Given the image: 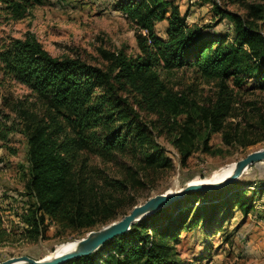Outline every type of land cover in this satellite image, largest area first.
Returning <instances> with one entry per match:
<instances>
[{"label":"rangeland","instance_id":"obj_1","mask_svg":"<svg viewBox=\"0 0 264 264\" xmlns=\"http://www.w3.org/2000/svg\"><path fill=\"white\" fill-rule=\"evenodd\" d=\"M120 1L124 0H29V8L20 14L11 13L6 3L0 1V53L15 39H34L51 56L75 58L108 70L111 62L106 53L121 51L129 57L139 53L134 27L117 7ZM168 1L177 6L187 25L195 26L202 35L213 36L223 45L234 43V24L216 13L214 5L221 11L239 15L264 36L261 20L253 15V7L263 0ZM165 26V20L155 23V33L163 37ZM2 65L0 62V116L7 115L9 122H17L19 109H23L28 117L49 126L47 131L55 141L75 136L76 128L65 118L63 106H54L45 97L31 92L5 73ZM159 78L172 96L185 102L180 113L170 117L165 111L150 109L134 88L126 84L113 92L120 99L115 107L116 123H120L119 115L126 112L134 134L133 147L115 153L109 160L84 148L77 153L75 166L82 156H87L85 174L93 176L97 183L105 175L122 179L124 185L120 189H104L105 202L99 203L91 228L57 225L46 219L36 237L34 232H26L22 219L35 201L24 187L29 177L26 138L21 132H13L0 141V229L4 230L0 237V261L48 256L58 245L74 243L84 233L120 218L148 197L175 191L186 182L212 179L246 153L264 148V87L258 86L254 74L243 76L238 86L231 78L226 81L235 103L222 130L209 134L205 124L194 118V111L214 102L218 81L198 78L191 68L162 71ZM188 113L193 121L190 125L193 145L182 163L174 139ZM154 151L166 159L160 166L143 161L144 155ZM237 181L255 184L245 182L243 195L240 190L226 199L192 198L182 203L183 222L175 238L169 240L175 264H264V162L249 167L233 183ZM240 200L248 207L246 214L236 204ZM176 212L174 206L164 207L156 214V223L164 226L167 217ZM197 214L202 220L191 222Z\"/></svg>","mask_w":264,"mask_h":264},{"label":"trees","instance_id":"obj_2","mask_svg":"<svg viewBox=\"0 0 264 264\" xmlns=\"http://www.w3.org/2000/svg\"><path fill=\"white\" fill-rule=\"evenodd\" d=\"M0 1L6 3L14 14H20L30 6L29 0ZM117 7L134 27L139 53L134 57L121 51L106 53L111 62L108 70L75 58L51 56L34 39H15L0 53L5 73L31 92L45 97L50 104L63 106L67 112L65 118L76 128L74 137L57 142L47 131L49 126L28 117L23 109H19L17 122H9L7 115L0 116V141H5L13 132H21L26 138L29 177L24 187L35 201L22 220L25 231L34 232L35 237L46 219L78 229L93 227L99 203L105 202L104 189L122 188V179L101 175V181L97 183L93 176H87V156H82L79 165L74 164L82 148L109 160L115 153L133 147L134 134L127 113L122 112L120 123H116L118 110L115 107L120 102L113 93L116 88L123 89L128 84L150 109L165 111L175 117L185 102L171 95L159 78L160 72L191 68L198 78L217 80L214 102L194 111V118L205 124L206 134H209L222 130L235 103L232 89L226 84L229 78L238 86L243 76L254 74L258 86L264 87V36L239 15L213 6L216 13L228 17L234 24V43L223 45L213 36L202 35L198 28L187 25L184 15L168 0H124L118 2ZM253 8L254 17L261 20L264 27V0ZM162 20L166 21L163 37L154 31L155 23ZM189 114L174 139L182 163L193 145L190 135L193 121ZM125 123L128 124L122 127ZM143 158L150 166H160L166 160L157 151ZM245 182L255 184L254 181H237L212 191L189 192L168 205L174 206L177 212L167 217L164 226L156 223V214L164 210L160 208L132 224L128 231L104 242L93 253L63 264H175L169 240L175 238L176 230L183 222L182 203L203 197L226 199L239 194L240 190L243 195ZM210 202L207 208L211 207ZM236 204L246 214L248 207L242 200ZM202 218L194 215L191 222ZM1 233H4L3 229H0V237Z\"/></svg>","mask_w":264,"mask_h":264},{"label":"water","instance_id":"obj_3","mask_svg":"<svg viewBox=\"0 0 264 264\" xmlns=\"http://www.w3.org/2000/svg\"><path fill=\"white\" fill-rule=\"evenodd\" d=\"M264 162V148H258L246 153L243 157L234 161L230 173L223 179L208 183H188L182 187L167 193L155 194L148 197L142 203L133 205L130 210L120 218L113 220L98 229L89 230L86 234L78 238L71 249L51 257H41L38 259L25 258L21 262L0 261V264H63L74 258L86 256L96 251L104 242L123 234L129 227L144 218L145 216L164 208L173 201L182 198L189 192H207L223 188L239 178L244 171L254 164Z\"/></svg>","mask_w":264,"mask_h":264},{"label":"bare ground","instance_id":"obj_4","mask_svg":"<svg viewBox=\"0 0 264 264\" xmlns=\"http://www.w3.org/2000/svg\"><path fill=\"white\" fill-rule=\"evenodd\" d=\"M232 167H233V164L222 169L220 172L216 173L212 179L202 180V181H192V182H188V183H208V182L219 181V180L223 179L224 177H226L230 173ZM244 172H246V171H244ZM73 245H74V243H72V242L58 245L56 247V249L50 255L45 256V257H51V256H56V255L62 254L64 252L68 251L69 249H71L73 247ZM25 258H28V257H11V258H8L6 260H8V262H21V261H24Z\"/></svg>","mask_w":264,"mask_h":264}]
</instances>
